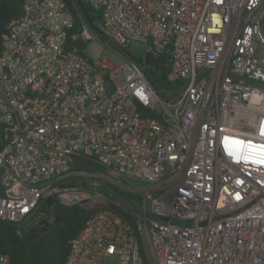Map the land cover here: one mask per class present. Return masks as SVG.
I'll return each mask as SVG.
<instances>
[{"label": "built area", "instance_id": "2783aa9c", "mask_svg": "<svg viewBox=\"0 0 264 264\" xmlns=\"http://www.w3.org/2000/svg\"><path fill=\"white\" fill-rule=\"evenodd\" d=\"M83 1L120 64L66 46L105 42L79 13L69 33L62 0H23L2 36L0 220L50 196L95 209L62 264H264V0ZM132 42L164 58L166 98L119 51ZM79 156L107 175L71 171ZM102 178L148 185L134 226Z\"/></svg>", "mask_w": 264, "mask_h": 264}, {"label": "trees", "instance_id": "16d2710c", "mask_svg": "<svg viewBox=\"0 0 264 264\" xmlns=\"http://www.w3.org/2000/svg\"><path fill=\"white\" fill-rule=\"evenodd\" d=\"M62 1L73 16V28L69 33L81 32V16L91 29L93 28L105 36L102 30L96 26V22L100 21V15L83 0L79 2L77 0ZM22 4L23 0H0V50L2 36L7 30V24L22 14ZM87 42L82 39L73 40L69 36L66 40V46L77 47L85 56L84 50ZM144 67L145 75L150 84L166 98L167 93L174 87L173 83L166 80L167 68L165 66H161L160 69ZM2 145V126L0 125V148ZM71 171L107 175V170L101 165L93 159L83 156L75 158ZM87 179L86 176L78 177L70 180V183L79 180L80 185L87 186ZM105 184L111 187L117 197V200L107 198L108 208L127 220L131 226H134V215L140 211L142 205L141 194L117 188L109 182H105ZM49 199L51 200L50 203L47 200H42L34 215L20 224L0 220V255L6 254L10 259V264L64 263L69 253L70 240L95 212V209L86 210L78 204H63L55 196H50Z\"/></svg>", "mask_w": 264, "mask_h": 264}, {"label": "rangeland", "instance_id": "374dc122", "mask_svg": "<svg viewBox=\"0 0 264 264\" xmlns=\"http://www.w3.org/2000/svg\"><path fill=\"white\" fill-rule=\"evenodd\" d=\"M105 43H102L98 40H91L87 42L84 55L88 59H107L110 62L114 64H120L122 62L121 57L114 51L112 46L107 45V41H104ZM129 57H131L136 63L142 65L144 55L146 52H148V47L140 42H132L124 51ZM108 179H99V187L96 189L98 193L104 195L106 198L117 200L116 194L114 191L105 184V182ZM110 180L114 181V178H110ZM112 185H114L117 188L120 189H126L128 191H131L133 193L140 192L141 189H144L148 187L146 184H134L130 188L127 186V183L122 184L121 186L119 184H116L114 182H109Z\"/></svg>", "mask_w": 264, "mask_h": 264}, {"label": "water", "instance_id": "95a60500", "mask_svg": "<svg viewBox=\"0 0 264 264\" xmlns=\"http://www.w3.org/2000/svg\"><path fill=\"white\" fill-rule=\"evenodd\" d=\"M78 2L80 0H77ZM97 32V31H96ZM98 33V32H97ZM101 37H102V40L103 41H108V39L103 36L102 34L98 33ZM119 51L125 55V57L129 58V59H132L131 57H129L124 51L120 50ZM164 62V58L162 56H159V57H153V55L148 51L145 53L144 55V65L148 66L149 64H153V65H157V64H161ZM140 65V64H139ZM47 202H51L50 199H47Z\"/></svg>", "mask_w": 264, "mask_h": 264}, {"label": "flooded vegetation", "instance_id": "af4514ba", "mask_svg": "<svg viewBox=\"0 0 264 264\" xmlns=\"http://www.w3.org/2000/svg\"><path fill=\"white\" fill-rule=\"evenodd\" d=\"M154 57V56H153ZM143 62H144V59H143ZM142 65H144L143 63H142ZM148 66H150V67H152V68H158V69H160L161 68V66L160 65H153V64H149Z\"/></svg>", "mask_w": 264, "mask_h": 264}]
</instances>
